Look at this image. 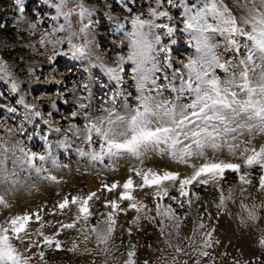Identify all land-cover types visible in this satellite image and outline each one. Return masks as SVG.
I'll return each instance as SVG.
<instances>
[{
  "label": "rangeland",
  "instance_id": "obj_1",
  "mask_svg": "<svg viewBox=\"0 0 264 264\" xmlns=\"http://www.w3.org/2000/svg\"><path fill=\"white\" fill-rule=\"evenodd\" d=\"M245 2L224 0L238 17L246 14V9L242 8ZM81 5L89 13L87 17L79 15ZM154 6L155 0H66L64 10H72V14L70 24H65L63 16L58 22L51 19L56 12L45 0H23L22 7L18 6L17 0L2 1L0 64L6 66L7 75L0 76V144L7 151L0 150V194H5L10 207L0 206V222L43 206V231L46 235H55L60 227L58 221L67 223L74 217V208L73 211L65 210V214H60L58 209L56 215L50 214L53 206L65 196L96 193L99 199L94 198L90 203L94 204L93 211L99 212L105 211L106 200L119 198V188L108 192L105 185L115 182L122 185L129 176H133L130 169L139 165V161L129 157L115 162L107 159L103 163L93 161L85 154L89 145L69 128L75 125L83 130L85 114L99 118L109 111L122 112L124 108L135 105L137 89L131 64H122L119 80L112 78L107 69L115 67L119 57H126L130 51L127 33L132 31L131 19L136 15L149 18V9ZM168 11L173 17L170 23L176 27L175 43L171 45L174 68L183 70L194 49L188 34L183 31L181 9L168 7ZM57 23L65 24L64 32H52ZM84 25H88L86 33L81 32ZM49 34L53 39L58 37L64 41L55 45V50L62 54L52 59L54 45L40 43L41 36ZM73 34L74 42L88 43L86 57L75 58L69 51L67 38ZM13 82L17 90H13ZM80 104L86 107L80 109ZM10 108L16 111L11 112ZM33 110L40 115H32ZM73 111L79 114L73 117ZM252 142L257 147L264 144V133H255ZM21 146L40 155L48 156L50 152V158L42 165L45 171L37 172L24 161L18 150ZM219 156L241 165L244 163L243 159L232 157L226 149ZM144 161V168L166 169L178 172L182 177L193 172L192 166L167 156L150 154ZM199 163L200 160L191 161V165ZM37 167H41L39 162ZM251 172V185H241L236 174H225L222 187L225 195L228 188L234 189L235 203L227 200L224 207H217L220 192L212 182L206 186H192L190 197L193 203L190 208L185 205L180 209L165 198L164 204L173 203L178 213L188 214L179 237L173 235L171 239L173 245L179 244L184 249L182 254L169 246L167 237L160 232L158 220L150 222L143 216L137 220L138 213L129 209L126 215L121 213L116 217V229L108 254L98 253L94 240L82 242L73 229L63 231L58 237L64 242L63 250L34 247L26 255L34 256L32 264H43L35 255L40 250L45 251L48 264H127L129 259H134L135 264H184L185 261L187 264H264V245L261 244L264 238V191L257 190L261 174L259 167L251 169ZM46 176H54L56 181L47 180ZM95 187L97 189L93 190ZM245 187L247 192L243 195L248 198L243 202L249 207L253 204L259 206V220L255 223L241 222V215L246 213L240 207L239 193ZM136 193L141 202L153 209L150 215H155L152 190L146 188ZM172 195H178L174 188L169 191V196ZM121 207L128 208V202L124 201ZM202 214L207 225L205 229L198 228ZM38 226L32 225L33 228ZM212 228L211 246L204 248L203 233ZM74 240L78 244L77 251H68ZM20 248L23 250L24 245ZM131 251L135 255L130 258L128 253ZM202 251L209 255H201Z\"/></svg>",
  "mask_w": 264,
  "mask_h": 264
},
{
  "label": "snow or ice",
  "instance_id": "obj_2",
  "mask_svg": "<svg viewBox=\"0 0 264 264\" xmlns=\"http://www.w3.org/2000/svg\"><path fill=\"white\" fill-rule=\"evenodd\" d=\"M45 3L55 9L56 15L51 17L52 20L58 22L63 16L65 24H70L72 10H64L66 0H45ZM17 4L22 7L23 0H17ZM168 7L181 9L183 31L188 34L194 49L183 70L175 69L172 60L171 45L175 43L176 27L170 23L173 17ZM242 8L246 9V14L238 17L224 0H155V6L149 9V18L136 15L131 19L132 31L127 33L130 51L126 57H119L116 66L107 71L112 78L119 80L122 64H131L137 89L135 105L124 108L122 112L109 111L99 118L85 114L83 130L75 125H71L69 130L89 145L85 154L91 160L103 163L106 159L115 162L129 157L139 161V165L130 169L133 176H129L122 185L119 182L105 185L108 192L117 188L121 191L118 199L105 201L103 212L93 211L94 204L90 203L94 198L99 199L96 193H78L58 201L50 214L56 215L57 209L60 214H65V210L73 211L74 208V217L71 222L58 221L60 227L55 235H46L43 231V206L0 222V264H32L34 256L26 253L34 247L63 250L64 242L58 237L63 231L73 229L82 242L94 240L98 253L108 254L116 229V217L121 213L126 215L129 209L138 213L137 220L141 216L154 223L158 220L160 232L167 237L169 246L182 254L184 249L179 244L173 245L171 239L173 235L179 237L180 228L187 219L188 214L181 215L177 207H191L193 185L206 186L212 182L220 192L217 207H224L227 200L235 203L234 189L228 188L225 195L222 187L225 174H236L241 185H251V169L258 166L261 174L257 190L264 191V144L257 147L252 142L255 133H264V0H246ZM79 15L82 18L89 15L82 5ZM65 24L57 23L52 32H64ZM87 29L88 25H84L81 32L86 33ZM74 35L67 38L69 51L75 58H84L88 53V43L74 42ZM45 42L54 45V55L50 59L62 54L55 50L56 44L64 42L62 38L42 35L41 45ZM4 75H7V68L0 64V76ZM12 86L17 90L15 82ZM185 98L187 102H184ZM85 107L84 104L79 105L80 109ZM9 111L15 112L16 109L10 108ZM78 114L72 112L73 117ZM32 115L39 116L40 113L33 110ZM225 149L235 159H243V165L220 158L219 154ZM0 150L7 151L2 144ZM18 150L28 165L37 172L45 171L42 165L50 158V152L48 156L40 155L23 146ZM150 154L167 156L190 165L193 172L182 177L178 172L142 167ZM193 159L201 163L191 165ZM37 162L41 167H37ZM45 179L56 181L54 176H46ZM146 188L152 190L155 215H150L153 209L133 195ZM172 188L178 195L169 196ZM244 192H247L246 187L239 193L240 207L246 213L241 215V222L255 223L259 220V206L245 204L243 201L248 197L243 195ZM165 198L177 207H173V203L164 204ZM124 201L128 202V208L121 207ZM0 206L10 207L5 194H0ZM34 224L39 226L33 228ZM206 227L202 214L198 228ZM197 231L194 230L192 239ZM213 232L214 228L203 233L202 247L211 246ZM261 244L264 245V238ZM20 245H24L23 250ZM77 249L78 244L74 240L68 251ZM35 255L43 264H48L44 250ZM128 255L131 258L135 253L131 251ZM201 255L208 256L209 253L202 251ZM127 264H135L134 259H129Z\"/></svg>",
  "mask_w": 264,
  "mask_h": 264
},
{
  "label": "bare ground",
  "instance_id": "obj_3",
  "mask_svg": "<svg viewBox=\"0 0 264 264\" xmlns=\"http://www.w3.org/2000/svg\"><path fill=\"white\" fill-rule=\"evenodd\" d=\"M145 162V161H144ZM144 165V164H143ZM152 165H155V163H152ZM185 170H187V168L185 169ZM189 171V170H188ZM192 171V170H191ZM190 172V171H189ZM97 188L95 187V188H93V190H96ZM119 191H121L120 189H119ZM119 195H120V192L118 193ZM133 195H135V197H136V199L138 200V201H140V199H139V196L137 195V193L136 192H134L133 193ZM111 247V246H110ZM112 252V251H111Z\"/></svg>",
  "mask_w": 264,
  "mask_h": 264
},
{
  "label": "trees",
  "instance_id": "obj_4",
  "mask_svg": "<svg viewBox=\"0 0 264 264\" xmlns=\"http://www.w3.org/2000/svg\"><path fill=\"white\" fill-rule=\"evenodd\" d=\"M3 0H0V4L2 3Z\"/></svg>",
  "mask_w": 264,
  "mask_h": 264
}]
</instances>
